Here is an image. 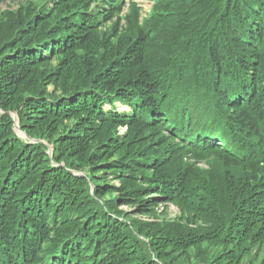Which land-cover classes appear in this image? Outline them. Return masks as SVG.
I'll list each match as a JSON object with an SVG mask.
<instances>
[{"label": "trees", "instance_id": "trees-1", "mask_svg": "<svg viewBox=\"0 0 264 264\" xmlns=\"http://www.w3.org/2000/svg\"><path fill=\"white\" fill-rule=\"evenodd\" d=\"M127 1L30 2L0 17V216L49 214L34 229L76 242L81 264H264V0H148L144 19ZM93 31L106 33L77 34ZM76 34L85 50L68 49L64 66L34 56ZM197 152L207 170L189 169ZM165 202L183 215L159 213Z\"/></svg>", "mask_w": 264, "mask_h": 264}, {"label": "rangeland", "instance_id": "rangeland-1", "mask_svg": "<svg viewBox=\"0 0 264 264\" xmlns=\"http://www.w3.org/2000/svg\"><path fill=\"white\" fill-rule=\"evenodd\" d=\"M59 0H0V17H4L5 19H8L7 16H5V11L8 12H17L21 9V5L24 6H28L30 2H32V5L35 7L37 6V8L42 7L44 5H46L48 8L51 6H54L58 3ZM118 1H122V3L125 0H118ZM131 2L134 1L136 3V7L139 8L140 13L144 18H146L151 12H152V5H153V1L149 2L148 0H130ZM108 3H111V0H88V6L86 9L92 8L93 5L98 4L99 8L103 7L105 8V6H107ZM37 4V5H36ZM74 6V9L76 7H79L81 5H77V0H72L71 3ZM44 7V9H48L47 7ZM106 10V9H105ZM106 17L107 19L101 21L102 23L106 22V25L109 27H111L115 21H119L118 20V15L111 13L110 11L106 12ZM120 17L122 18V14L120 15ZM106 32H92V33H77L83 37L86 36H92V37H103L105 35ZM77 34L74 36V38L71 39V43L68 46H62L61 48L57 49L53 55H51V52H44L43 55H41V53L37 52L34 56L37 57L39 56V58L41 59H47V60H51V64H59V57L62 56L63 54V58H66V61H64L62 63V66H64V64L69 61V58L67 57L66 53L68 51V49H71L73 47H78V49H76V55H78L79 53L83 52L85 49H83V42L80 38H76ZM72 34H61L60 37H64V36H70ZM123 40V39H122ZM76 42V44H74V42ZM128 40H123L120 41L119 43H117L118 47L120 45H122V47L125 46V43ZM106 51V50H104ZM150 64V62H145L144 65H148ZM148 72L152 75V77H155L154 72L152 71V69L148 70ZM49 89H52L51 86H49ZM248 97V95L245 96V98ZM238 98H235L234 100L238 101ZM226 101H228V103L230 102L229 99H226ZM246 104V103H245ZM205 104H202V108H204ZM262 107H259V109ZM119 109H123V110H127L128 107L126 106H119ZM202 110V109H201ZM200 110V111H201ZM242 114L241 116L244 119H249L250 116L248 115L246 110H242ZM1 114V111H0ZM10 117L12 118V121L14 123L13 126V134L17 139H20L21 141H26L27 143H29V139L28 136L26 135L25 131H23L19 126H17L16 122H15V117L13 114H10ZM122 131H126L122 129ZM214 135V138H212V147H210V152L224 158V152L222 151L223 148H221V143L217 138L216 133L211 132ZM172 145V142H171ZM170 145V146H171ZM34 148V147H33ZM33 148H29L32 149ZM31 150V151H32ZM168 152H171L173 155L172 158V162H180L179 157L177 155H179V150L176 149V147H168L166 149ZM30 155V152L29 154ZM233 160V161H232ZM185 162V161H184ZM229 163H234L237 165L243 164L245 165L243 162H239L238 159L236 158H232L231 160L229 159ZM189 164V169L191 171L193 170H198V169H203V170H207L208 167L206 165V157L203 156L201 154V152H197L194 155V158L191 162L188 163ZM253 166V167H251ZM180 167L179 164L175 165V168L172 170L175 172V170H177V168ZM246 168L253 172V173H260L262 170L261 165L256 164V165H246ZM188 177V176H187ZM211 179L212 181H218V177L215 175H211ZM185 183H188V178H184ZM168 192H173L172 190H169ZM40 197L36 196L35 199L30 203V206L32 208V205L37 204V199H39ZM42 207H45V205H42ZM158 208V212L161 213L163 212L164 215H166V217L168 218H178L179 216H182V208L180 207L179 203H175V202H165V204H162V206L157 207ZM123 211H128L131 213L132 208H127V207H122L121 208ZM43 210V209H42ZM0 211H3L2 209ZM10 213V211H7L6 213H3V215L0 216V264H42L46 261L45 258H43L44 255H47L48 257H50L51 259H53L54 261H56L55 264H81V261H84V259H86L85 257V253L86 251L83 253L84 249H80V247L77 245L76 242H71L70 244L64 246L62 245L63 243H58V239L60 238V236H58L54 230H50V227L48 226H44L42 225V228H37L34 229L35 226H38V224H41L42 220L45 222L44 219H42L41 217L46 218L47 223L50 224L52 218L51 216L48 215H38L37 214L34 216V219H31L28 217L29 211L26 210L22 213L16 214V222L12 223L11 219H10V215H8ZM132 216H134L135 218L138 217L141 220H153V218L147 217L146 218H142L141 216L138 215H134V213H131ZM37 219V220H36ZM20 220V225L19 227L16 226V223L19 222ZM21 220H23V222H21ZM5 222V224H4ZM89 231H87L86 235H89ZM107 239V238H106ZM48 243L51 247V251L49 253H46V251L44 250L45 247H49ZM83 248H86V246L84 245V243L82 244ZM42 253V255H41ZM255 256V253H254ZM254 258V257H253ZM251 259V256L248 257L249 261H253L254 259ZM86 263H90L89 261H86Z\"/></svg>", "mask_w": 264, "mask_h": 264}, {"label": "clouds", "instance_id": "clouds-1", "mask_svg": "<svg viewBox=\"0 0 264 264\" xmlns=\"http://www.w3.org/2000/svg\"><path fill=\"white\" fill-rule=\"evenodd\" d=\"M127 2H130V0H128ZM133 2V1H132ZM127 6H128V4H127Z\"/></svg>", "mask_w": 264, "mask_h": 264}, {"label": "bare ground", "instance_id": "bare-ground-1", "mask_svg": "<svg viewBox=\"0 0 264 264\" xmlns=\"http://www.w3.org/2000/svg\"><path fill=\"white\" fill-rule=\"evenodd\" d=\"M198 135V134H197Z\"/></svg>", "mask_w": 264, "mask_h": 264}]
</instances>
